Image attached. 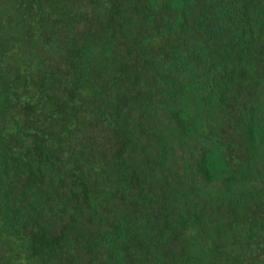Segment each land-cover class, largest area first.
I'll use <instances>...</instances> for the list:
<instances>
[{
	"label": "trees",
	"instance_id": "trees-1",
	"mask_svg": "<svg viewBox=\"0 0 264 264\" xmlns=\"http://www.w3.org/2000/svg\"><path fill=\"white\" fill-rule=\"evenodd\" d=\"M0 264H264V0H0Z\"/></svg>",
	"mask_w": 264,
	"mask_h": 264
}]
</instances>
